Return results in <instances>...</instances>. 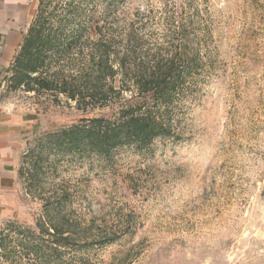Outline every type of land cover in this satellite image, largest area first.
<instances>
[{
    "label": "rangeland",
    "instance_id": "obj_1",
    "mask_svg": "<svg viewBox=\"0 0 264 264\" xmlns=\"http://www.w3.org/2000/svg\"><path fill=\"white\" fill-rule=\"evenodd\" d=\"M121 4L117 19L138 16L147 44L170 47L174 36L182 48L203 52L206 70L179 105L178 136L144 150L123 146L111 159L45 151L37 191L28 180L30 158L22 159L19 203L0 217V264H48L25 255L11 222L37 230V195L63 187L84 239L117 236L80 252L64 248L68 264H264V0ZM8 85L6 68L0 100L29 120L25 151L45 132L115 109L82 110L64 95L55 102Z\"/></svg>",
    "mask_w": 264,
    "mask_h": 264
},
{
    "label": "trees",
    "instance_id": "obj_2",
    "mask_svg": "<svg viewBox=\"0 0 264 264\" xmlns=\"http://www.w3.org/2000/svg\"><path fill=\"white\" fill-rule=\"evenodd\" d=\"M123 2L37 0L7 68L9 88L37 96L51 94L55 102L64 95L82 110L112 104L115 109L110 116L82 117L45 132L37 138L36 148L23 151L21 163L30 158L28 180L35 191L42 186L40 172L49 161L45 151L58 153L60 159L75 155L111 159L123 146L144 150L157 138L178 136L179 105L206 70L203 52L198 47L182 48L174 36L166 35L172 40L170 47L147 44L138 16L127 17L124 23L117 19ZM175 28L178 42L183 28L180 24ZM23 174L20 164L19 176ZM37 196L43 206L37 230L11 222V230L21 236L23 252L36 263L68 264L64 248L80 252L116 240L117 236L84 239L86 234L68 211L73 204L69 189L44 193L41 189Z\"/></svg>",
    "mask_w": 264,
    "mask_h": 264
},
{
    "label": "crops",
    "instance_id": "obj_3",
    "mask_svg": "<svg viewBox=\"0 0 264 264\" xmlns=\"http://www.w3.org/2000/svg\"><path fill=\"white\" fill-rule=\"evenodd\" d=\"M37 0H0V74L8 68L22 40ZM29 120L0 100V217L19 203V167Z\"/></svg>",
    "mask_w": 264,
    "mask_h": 264
}]
</instances>
